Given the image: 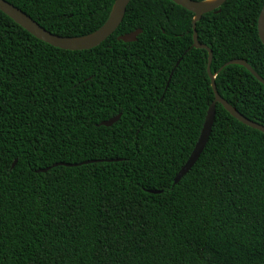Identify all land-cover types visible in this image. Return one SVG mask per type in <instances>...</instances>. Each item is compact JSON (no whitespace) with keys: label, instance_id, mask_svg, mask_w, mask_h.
Instances as JSON below:
<instances>
[{"label":"trees","instance_id":"trees-1","mask_svg":"<svg viewBox=\"0 0 264 264\" xmlns=\"http://www.w3.org/2000/svg\"><path fill=\"white\" fill-rule=\"evenodd\" d=\"M6 1L66 37L99 29L115 2ZM263 5L227 0L196 23L218 93L262 125L264 84L238 64L218 71L241 59L264 79ZM193 17L131 0L104 42L70 51L0 10V264H264V133L217 103L204 151L173 184L215 98Z\"/></svg>","mask_w":264,"mask_h":264},{"label":"water","instance_id":"water-1","mask_svg":"<svg viewBox=\"0 0 264 264\" xmlns=\"http://www.w3.org/2000/svg\"><path fill=\"white\" fill-rule=\"evenodd\" d=\"M131 0H115L110 15L106 22L96 31L79 37H66L54 34L49 32L43 26H41L38 22H36L32 17H30L27 13L22 11L20 8L11 4L6 0H0V10L10 17L16 24L25 29L28 33L33 35L40 41H43L53 47L70 50V51H80V50H88L94 48L104 42L110 35H112L116 29L121 24L128 4ZM176 4L186 8L194 14L192 24H193V48H203L208 51V66L207 73L212 83V88L215 94L214 101L210 104L207 109L205 121L199 135V138L194 146L193 151L191 152L188 160L176 174L173 179V184H176L180 181V179L189 172V170L193 167L196 161L199 159L200 155L204 151L214 124L215 114H216V104L220 103L234 118L239 120L241 123L261 131L264 133V125L254 122L240 112H238L232 105H230L224 98L220 96L216 87V74L211 72V62L213 57V52L206 45L200 44L198 41V35L196 31V23L201 19L204 14L209 12L216 11V13L220 12V7L227 0H204V1H195V0H171ZM257 31L258 36L261 42L264 45V5L261 9V12L258 17L257 22ZM142 32L141 29H137L131 33H127L124 35L118 36V40H122L124 42H133L136 41L138 35ZM231 64H238L245 67L250 73L256 77L262 84H264V79L244 60L235 59L226 63L218 72H220L225 66ZM217 72V73H218ZM120 118V115H117L109 120L103 121L100 125L111 126ZM16 162V161H15ZM13 163V166L15 165ZM87 163V162H85ZM65 165V166H73L78 164H68V163H56L53 166ZM49 168L40 169L39 171L45 172ZM152 193H160L161 191L151 190Z\"/></svg>","mask_w":264,"mask_h":264}]
</instances>
